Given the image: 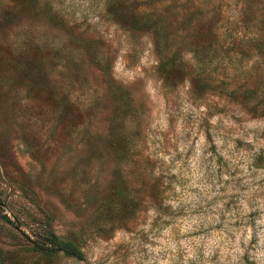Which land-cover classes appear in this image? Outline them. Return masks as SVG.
Segmentation results:
<instances>
[{
    "label": "rangeland",
    "instance_id": "rangeland-1",
    "mask_svg": "<svg viewBox=\"0 0 264 264\" xmlns=\"http://www.w3.org/2000/svg\"><path fill=\"white\" fill-rule=\"evenodd\" d=\"M261 100L264 0H0L6 264H264Z\"/></svg>",
    "mask_w": 264,
    "mask_h": 264
},
{
    "label": "trees",
    "instance_id": "trees-1",
    "mask_svg": "<svg viewBox=\"0 0 264 264\" xmlns=\"http://www.w3.org/2000/svg\"><path fill=\"white\" fill-rule=\"evenodd\" d=\"M261 102L264 103V100ZM264 111V106L260 108ZM1 204V201H0ZM33 251L42 253L47 256L63 253L68 256L81 258V250L72 241L66 240L54 232L49 226H46L37 234V239L33 241ZM14 253L0 251V259L3 263H8L14 260Z\"/></svg>",
    "mask_w": 264,
    "mask_h": 264
}]
</instances>
